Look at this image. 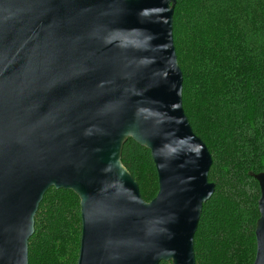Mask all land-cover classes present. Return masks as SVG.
<instances>
[{"label": "water", "instance_id": "1", "mask_svg": "<svg viewBox=\"0 0 264 264\" xmlns=\"http://www.w3.org/2000/svg\"><path fill=\"white\" fill-rule=\"evenodd\" d=\"M177 0H0V264H29L45 195L80 199L77 264H196L216 184L183 106ZM148 149L152 202L122 164ZM254 264H264V174Z\"/></svg>", "mask_w": 264, "mask_h": 264}, {"label": "trees", "instance_id": "2", "mask_svg": "<svg viewBox=\"0 0 264 264\" xmlns=\"http://www.w3.org/2000/svg\"><path fill=\"white\" fill-rule=\"evenodd\" d=\"M174 41L185 113L212 155L209 181L216 184L195 235L196 264H254L256 176L264 174V0H177ZM121 161L152 202L159 185L150 151L130 139ZM80 215L73 191L50 190L29 240V264H77Z\"/></svg>", "mask_w": 264, "mask_h": 264}, {"label": "rangeland", "instance_id": "3", "mask_svg": "<svg viewBox=\"0 0 264 264\" xmlns=\"http://www.w3.org/2000/svg\"><path fill=\"white\" fill-rule=\"evenodd\" d=\"M254 192V191H253ZM255 261V260H254Z\"/></svg>", "mask_w": 264, "mask_h": 264}]
</instances>
